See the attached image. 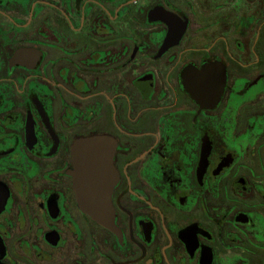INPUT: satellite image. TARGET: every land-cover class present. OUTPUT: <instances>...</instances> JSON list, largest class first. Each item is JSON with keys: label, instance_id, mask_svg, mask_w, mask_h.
Segmentation results:
<instances>
[{"label": "flooded vegetation", "instance_id": "1", "mask_svg": "<svg viewBox=\"0 0 264 264\" xmlns=\"http://www.w3.org/2000/svg\"><path fill=\"white\" fill-rule=\"evenodd\" d=\"M0 264H264V0H0Z\"/></svg>", "mask_w": 264, "mask_h": 264}, {"label": "water", "instance_id": "2", "mask_svg": "<svg viewBox=\"0 0 264 264\" xmlns=\"http://www.w3.org/2000/svg\"><path fill=\"white\" fill-rule=\"evenodd\" d=\"M114 152L115 146L107 136L77 141L73 149V177L82 212L103 228L116 232L112 196L118 179L113 164Z\"/></svg>", "mask_w": 264, "mask_h": 264}]
</instances>
